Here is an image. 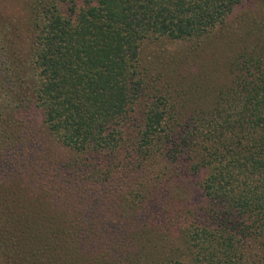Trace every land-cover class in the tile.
I'll return each mask as SVG.
<instances>
[{
  "label": "trees",
  "instance_id": "16d2710c",
  "mask_svg": "<svg viewBox=\"0 0 264 264\" xmlns=\"http://www.w3.org/2000/svg\"><path fill=\"white\" fill-rule=\"evenodd\" d=\"M0 264H264V0H0Z\"/></svg>",
  "mask_w": 264,
  "mask_h": 264
},
{
  "label": "rangeland",
  "instance_id": "374dc122",
  "mask_svg": "<svg viewBox=\"0 0 264 264\" xmlns=\"http://www.w3.org/2000/svg\"><path fill=\"white\" fill-rule=\"evenodd\" d=\"M243 11V8H238L236 10V13H240ZM173 45L179 47L181 46V42H173ZM162 50L164 51H168L169 48L166 46V44H162V43H157V42H154V43H144L142 46H141V54L143 56H152L154 53L156 52H161Z\"/></svg>",
  "mask_w": 264,
  "mask_h": 264
}]
</instances>
